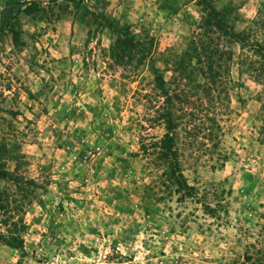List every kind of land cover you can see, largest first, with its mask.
Masks as SVG:
<instances>
[{
  "label": "rangeland",
  "instance_id": "374dc122",
  "mask_svg": "<svg viewBox=\"0 0 264 264\" xmlns=\"http://www.w3.org/2000/svg\"><path fill=\"white\" fill-rule=\"evenodd\" d=\"M202 1L0 0L22 4L0 30V264L264 248V0H216L257 45L211 34L223 53L205 63L189 50Z\"/></svg>",
  "mask_w": 264,
  "mask_h": 264
},
{
  "label": "trees",
  "instance_id": "16d2710c",
  "mask_svg": "<svg viewBox=\"0 0 264 264\" xmlns=\"http://www.w3.org/2000/svg\"><path fill=\"white\" fill-rule=\"evenodd\" d=\"M216 0H210L209 2L202 1V12L203 15L196 27V30L191 35V39L189 42V50L194 51L195 54L198 55V57L201 58V62L205 63L204 57H207V54L214 55L216 53H223V50L220 49L219 44L216 45H210L208 36L212 37L211 34H216L219 37H229L231 39H234L238 41L241 44L242 48L249 47L253 49L256 47L257 44L253 43L251 41L252 37V30L246 31V30H240L235 31L233 25H229L226 22V16H228V7H222L217 8L215 4ZM227 4H230L228 2ZM22 7V4L18 3L17 5H11L10 8H6L4 12L0 15V30L4 29L8 26V23L10 20H12L18 10ZM195 34V35H194ZM124 39L120 40L117 39L115 42V49H120L121 45H134V36L129 35V33H123L122 34ZM214 38L212 37V40ZM220 39V38H218ZM211 40V38H210ZM216 52V53H215ZM204 58V59H203ZM209 58V57H208ZM176 119V117H175ZM165 123L166 128L168 131L172 132V130L177 127L174 123V117L171 116L169 113L165 117ZM173 141L174 138L172 136L167 137L165 136L164 139L160 141H155L152 143V146L154 148H159L161 155H163L165 158H167L168 155L172 154L171 151L173 147ZM144 146V145H143ZM178 176H181V173L178 174ZM255 255H249L246 254L245 258L247 260H251V264H264V248H258L254 252Z\"/></svg>",
  "mask_w": 264,
  "mask_h": 264
}]
</instances>
